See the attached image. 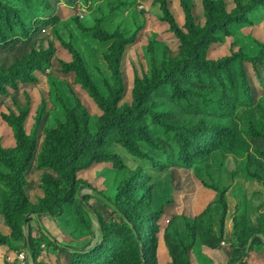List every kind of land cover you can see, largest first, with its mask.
Wrapping results in <instances>:
<instances>
[{
    "label": "rangeland",
    "instance_id": "1",
    "mask_svg": "<svg viewBox=\"0 0 264 264\" xmlns=\"http://www.w3.org/2000/svg\"><path fill=\"white\" fill-rule=\"evenodd\" d=\"M166 1L182 28L185 3L197 23H206L203 0ZM225 1L228 9L235 6L234 0ZM166 17L156 0H0V68L33 49L54 50L45 69L35 72L37 82H20L0 100V264H264V237L248 246L250 236L264 233V63L246 59L257 56L264 43V5L210 46L206 59L221 61L218 68L194 66L186 75L170 70L168 61H181L184 51ZM100 30L131 41L121 63V122L78 82L76 72L64 69V62L75 61L71 50L77 49L108 98L113 77L106 53L112 43L98 37ZM161 67L164 81L149 95V104L168 119L225 126L222 145L214 149L204 142V149L184 157L175 134L150 116L144 120L146 132L134 130L127 109L135 105L138 79L155 81ZM4 114H26L25 132L36 139L25 169L2 158L5 149L18 158V167L23 160L11 152L19 143ZM73 119L79 121V135L92 136L85 145L77 144L82 148L78 164L108 146L123 165L95 161L75 173L74 185L64 169L45 165L47 139L52 132L70 137ZM85 119L88 123H82ZM248 120L256 123V131ZM122 130L143 155L123 146ZM136 172L145 176L137 193L131 187L123 191ZM53 181L65 192L60 206L49 193L56 191ZM82 196L89 197L86 206ZM139 206L152 218L138 242L143 219L131 220ZM111 207L124 212L131 229Z\"/></svg>",
    "mask_w": 264,
    "mask_h": 264
},
{
    "label": "trees",
    "instance_id": "2",
    "mask_svg": "<svg viewBox=\"0 0 264 264\" xmlns=\"http://www.w3.org/2000/svg\"><path fill=\"white\" fill-rule=\"evenodd\" d=\"M161 2L165 12L167 13L166 20L170 23L171 29L178 38L183 43L184 55L179 60H169L171 72L179 71L183 74H188L190 67H204L207 69L218 68L221 65V61L207 60L206 52L212 44L219 43L223 40V35L228 33L230 25L245 22L246 14L257 6L264 5V0H250L248 4L243 5L241 0H234L235 6L231 9L227 8V3L225 0H203L204 13L206 18V23H197L193 10L189 4H183L186 14V24L185 29L182 28L175 16L172 14L170 9L167 7L166 0H156ZM33 32L36 29V25H32ZM100 37L105 42L112 43L111 49L106 53V60L109 65V70L113 77V83L108 82V98L103 95L97 86L95 80L92 78L90 72L88 71L82 56L77 51V49H72V53L75 56V61L72 63L64 62V69L66 73L76 72L78 75V82L83 84V86L88 90L91 96L100 104L108 114H110L113 119L122 121L123 114L119 112L118 104L121 92L123 89V78L121 73V63L126 46L131 42L129 38L121 34H112L105 30H100ZM54 55V50L50 49H33L30 53H27L22 59H18L9 68H0V100L3 95H6L9 88L16 89L20 82L23 83H35L38 78L35 75L36 71H43L45 66L49 62L50 58ZM247 61L256 64L264 63V43L261 44V51L255 57L246 58ZM225 61H229V58H225ZM163 66V65H162ZM165 67L155 73L156 80L151 82L149 77L146 80L138 79V87L135 90V105L127 109L130 114V124L135 125L134 130L138 133L146 132L145 130V117L150 116L152 121L165 128L167 132H173L177 138L180 145L182 155L184 157H189L192 153L200 152L203 147V143L211 144L212 148L216 149L224 142L223 134L228 131V129L219 124H211L205 121H201L197 124L190 122H181L179 120L168 119L162 117L157 111L153 109V106L149 104V95L154 91L162 87L164 81ZM151 82L150 86H147ZM246 83V78L244 77V84ZM176 87L178 84L173 83ZM153 87V88H150ZM257 111V109H256ZM251 112L248 109H243L242 113ZM259 115V112L257 111ZM6 121L13 127L17 139H18V149L12 150L14 154L22 155V163L18 167V158L13 159L9 157V151L2 149V158L11 167L18 169H25L29 162L32 161L34 150L36 148V139L34 136L29 138L24 129V123L26 114L23 116L7 115L4 114ZM42 115L39 117L41 120ZM71 122L76 123L70 137L56 136V132H52L51 136L46 141L45 152L42 154L43 163L47 166L58 167L64 169L67 177L69 178L70 184H76L77 178L75 173L79 169L88 168L91 163L99 160H107L116 163L117 165H123V161L112 152L111 147H106L100 150L92 152L85 162L78 164V159L80 157V151L82 148H78L77 144L85 145L87 141L91 139V135L84 134L79 135L77 131L79 130V121L71 120ZM82 123H88L85 119ZM110 124V123H108ZM106 124V125H108ZM250 128L255 130V122L248 120ZM147 135V134H145ZM258 135V133L256 134ZM259 136V135H258ZM81 137V138H80ZM252 137V136H251ZM149 139V137H147ZM121 143L125 146L133 155L140 156L143 152L137 148L134 140L131 138L130 134L126 131H121ZM82 154V152H81ZM144 174L134 173L131 181H126L123 186V191H128L131 187L133 193H137L138 184L144 178ZM54 182V181H53ZM56 191L49 192L54 199L55 205L60 206L63 204L62 196L65 194L64 190L60 188L59 183L54 182ZM139 197L142 194L138 193ZM88 196L81 197L82 206H86V199ZM100 199V198H99ZM141 204V200L137 201V205ZM113 211L122 217L124 226L131 229L132 226L125 219V214L122 210L116 207H111ZM139 214L135 215V220H131L135 223L136 217H141L143 219L142 227L137 236L138 242L143 238L145 239L144 230L150 228L149 219L152 218V212L145 206H139ZM38 215L40 211L33 209ZM31 211V210H30ZM136 235V234H135ZM264 237L263 232H256V234L249 237V247L254 245L258 240H262ZM235 260H231L228 264H235Z\"/></svg>",
    "mask_w": 264,
    "mask_h": 264
},
{
    "label": "built area",
    "instance_id": "3",
    "mask_svg": "<svg viewBox=\"0 0 264 264\" xmlns=\"http://www.w3.org/2000/svg\"><path fill=\"white\" fill-rule=\"evenodd\" d=\"M23 257H24V260H25L24 262L26 263V256H25V254H23Z\"/></svg>",
    "mask_w": 264,
    "mask_h": 264
}]
</instances>
